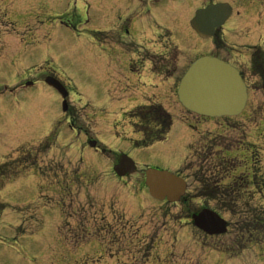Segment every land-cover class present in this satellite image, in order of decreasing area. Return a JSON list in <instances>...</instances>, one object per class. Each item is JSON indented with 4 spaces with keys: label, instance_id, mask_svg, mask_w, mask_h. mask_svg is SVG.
Masks as SVG:
<instances>
[{
    "label": "rangeland",
    "instance_id": "374dc122",
    "mask_svg": "<svg viewBox=\"0 0 264 264\" xmlns=\"http://www.w3.org/2000/svg\"><path fill=\"white\" fill-rule=\"evenodd\" d=\"M238 1L245 5L248 0ZM10 2L9 8L13 6L19 9L18 2L21 12L45 14L54 18L52 14L56 13V8L62 7L64 11L68 7L75 9L80 1ZM95 2L83 0L84 18L76 28L78 37L68 35L62 37V41L57 35L50 39L53 44L46 46H50L54 52H49V58L45 57L47 48L41 46L45 41H33L37 46L35 50L41 56L30 61L28 68L31 75L37 74L36 78L48 70L59 75L62 84L71 91L66 99V106L75 112V124L64 123L58 95L40 81L33 88L20 92L17 90L7 94L4 91L6 82L11 83L22 77L21 68L8 70L0 75V165L6 161L18 163L15 167L17 170H12L9 163L8 168H0V175L8 169V175L13 172L16 175L9 176L10 181L7 180V175L1 176H7L6 180L0 177V264H208L206 259L212 260L210 264H264V246L247 248L231 256L228 253L227 256L214 254L215 251L207 247L213 245V249L227 251V248L234 246L231 241L237 234L231 233L232 237L205 238L192 226L178 222L182 217L189 216L204 206V200L195 197L199 185L194 181L197 173L204 169L203 166H206L204 170H212L220 162L229 167L232 173L227 176L226 184L238 177L247 176L253 166H259L264 171V94H250L245 112L237 118L226 120L203 121L189 115L181 119L183 113L179 107H171L174 105L172 101L162 104L169 111L175 110L172 119L179 128L177 133L181 132L178 137L184 140L178 144L181 152L189 141V152L186 153L182 166L189 170L191 179L188 183L187 199L191 202L186 207L187 211H183L178 205L166 209L160 203L154 204L146 190L142 194H135L134 187L137 188L136 182L138 178H142V171H136L137 175L120 183L118 178L108 172L113 160L111 154L108 155L107 151L105 155L93 154L88 146L83 150L80 145L86 140H100L98 148L111 152H115L116 147L122 150L123 144L128 145L136 136L130 134L126 124L124 129L127 134L124 130H112L114 128L111 126L123 117L133 120L129 114L122 115L123 111L142 103L141 99L144 100L145 96H157L172 85V88H176L178 80L170 81L167 86H161V91L155 90L153 93L149 92L152 90H146L145 87L150 86L145 85L146 80L138 83L137 89L141 91V96L138 97L135 93L138 98L136 102L124 101L130 95L133 97V93L128 92L130 95L127 96L124 90H116L113 97L116 100L119 98L118 104H124L117 106L115 113L108 114L110 123L104 124L103 119L92 121V118L101 114L92 116L93 111L96 112L100 107L98 105L109 109L107 96H111V93L107 94L106 88L111 86L112 80L108 69H112L109 63L117 56L109 47L92 45L95 35L90 38L91 31L99 35L96 38L98 40L104 36L100 28L88 23L91 14H95L96 7L103 10ZM181 7L186 11L183 21H176V7L172 11V20L171 17L165 20V16L159 11L149 15L152 20L168 22L163 24L166 27L157 32L158 36L162 34L166 40L151 34L144 35V40L151 42L146 46L152 55H143L145 66L143 65L142 73H146L145 69L148 71L149 60L157 63L160 56L168 54L172 48L180 47L176 42L180 36L189 45L199 41L188 26V20L196 12L197 4L192 6L183 3ZM257 17L256 22L259 25L255 34L264 32V16L261 18L257 14ZM47 21L45 24L51 22L49 19ZM35 24L38 23H27ZM105 28L103 33L106 34ZM33 29L34 36L43 35L41 29ZM59 30L68 33L64 29ZM244 38L242 36L237 40L245 42ZM13 40L16 42V37ZM164 40L168 43L166 48ZM181 74V71H177L176 78ZM120 86L126 88L125 84ZM120 86L115 85L119 88ZM173 97L176 102L174 94ZM118 113L122 115L121 118ZM197 121L203 122L200 124ZM52 127L60 128V135L57 134L48 142L49 151L41 149L40 156H36L38 142L45 140ZM125 137L126 140L130 139L129 142L125 141ZM31 151L36 159L32 165L30 156L26 155ZM149 154L151 151L138 152L132 157L137 160L144 158L143 163L150 165L149 169H161L160 164L149 158ZM222 156H226L228 161L223 162ZM238 202L241 205L243 203ZM207 206L212 208L213 204ZM221 216L231 222L229 215ZM211 255L216 257L211 258Z\"/></svg>",
    "mask_w": 264,
    "mask_h": 264
},
{
    "label": "flooded vegetation",
    "instance_id": "af4514ba",
    "mask_svg": "<svg viewBox=\"0 0 264 264\" xmlns=\"http://www.w3.org/2000/svg\"><path fill=\"white\" fill-rule=\"evenodd\" d=\"M10 1L0 0V75L6 73L5 71L21 68L20 72L22 73V77L11 83L6 82L4 91H7V94L15 93L17 90L18 92L23 91L26 84L25 81L29 80L30 77L35 79L33 84L39 81L44 83L43 81L47 77L61 80L60 77H58L59 75L53 70L42 72L39 78H36L37 74H33V76L28 72L29 69L27 68L29 67L30 61L41 56V54L37 53V50H35L37 46L33 44V41H45L41 46L47 48L45 57L49 58V52H54L50 46H46V44H53L50 39L57 35L62 41V37L65 38L68 35H73L75 38L78 37L76 28L84 18L83 14L85 8L83 0H79V6L75 9L68 7L66 11H64L62 7L61 9L56 8V13L52 14L53 17L55 16L54 18L48 17L45 14L39 15L36 13L30 14L25 11L21 12L22 8H20L18 2L17 6L19 9L13 6L9 8L8 6L11 4ZM95 1V4L97 6H102L103 10L96 7L94 9L95 14H91L88 23L90 26L97 29L100 28V32H102L104 36H101V39L98 40L96 38L99 35L94 32L91 33V31L89 34L90 38L95 35L92 45L98 44L99 46L109 47L117 56L113 60L114 63H109L112 69H108L111 76L110 79L112 80L111 86H109L111 88H106L107 94L111 93V96H107L109 109L103 106L97 108L96 112L93 111L92 116L97 113L101 114L92 118V121L103 119L104 124L110 123L107 118L108 114L115 113V108L124 104V102H122L121 105L118 104L120 103L119 98L116 100V98L113 97V93L116 92V90L122 89L125 91L126 95L129 94L128 92H130V94L133 93V97L129 94L130 96L126 98L127 95L124 101L136 102L138 98L135 93H137L138 97L141 96V91L137 89L138 83L146 80L147 83L145 85H150L145 87L146 90H152L149 91L152 93L155 92V90L161 91V86H167L170 81L175 79L179 80L181 76L179 78L175 76L177 71H181V75H183L194 60L206 55L216 57L233 66L246 84L249 97L253 92L264 93V32L255 34L257 32V25H259V22H256L258 19L257 14L261 16V18L264 16V0H248L245 5L240 4L238 0ZM183 3L191 4L192 6L197 4L196 10L203 9L211 4H227L231 8V14L226 18H223L222 13L219 14L218 20L221 22L220 26L215 29L213 36L209 39L199 38V36L192 31L199 41L189 45L188 42L184 43V37L180 36V38H177L179 41H176L180 47L176 49L172 48L168 54L160 56V59L158 58L160 61L157 63L149 60L148 71L144 68L146 73H142V69L145 66L143 55L146 56L148 53L152 55V52H149V48L146 46L151 44V42L149 40H144V35L151 34L153 37L155 36L159 39L163 38L164 36L157 35V31L166 27L163 24L168 23L165 20L169 19V17H171L172 20V11L174 7L178 8L177 14L174 16L177 22L183 21L186 18V11L181 7ZM155 11H159L164 15L165 20L156 21L155 19H150L149 15ZM48 19L51 20V22L53 21V24H51V22L45 24L48 22ZM30 22L38 24L27 25V23ZM189 22L190 20H188V26L190 28ZM175 25L176 23L174 26ZM33 27L41 29L43 35L41 37L34 36ZM60 28L68 33H64L63 30L60 31ZM103 28H105L106 34L103 33ZM154 32H156V35ZM242 36H245L244 39L247 43L237 40L238 38L241 39ZM14 37L17 39L16 42L13 40ZM164 39L166 38L164 37ZM163 43L166 48L168 43L165 42V40ZM242 43L245 45H241ZM142 50H144L145 53H143ZM167 55L171 56L166 57ZM120 57L122 58L117 60ZM161 80L163 81L161 82ZM116 84L119 86L120 84H125L126 88L121 86L120 88L115 87ZM12 86L15 88L11 89ZM17 86L19 87L17 88ZM172 87L162 90L157 96L154 94L147 97L144 94L145 98L144 100L141 99L142 103L139 102L137 105L130 106V110L126 112L123 111L122 115L129 114L134 120H118L116 124L111 126V128H114L112 130L120 129L121 132L124 130L127 134L128 132L124 129V125L126 124L131 131L130 134L136 135L135 139L131 140V142L133 141L131 145L123 144L124 148L122 150L116 147L115 152L107 151L108 155L111 154V156H113V160L111 161L112 167L117 164L121 155L132 157L138 152L151 151V154L148 155L149 158L160 164L159 166L161 169L174 171L175 175L184 177L187 182L191 179L188 175L189 170L182 166L183 160L186 157L185 155L189 152V141L188 144L183 146V151L181 152L178 148V144L182 143L184 140L178 137L181 132L179 131L177 133L179 128L175 125L172 114L175 112V107H179L183 113L181 119L186 115H191L175 102L173 94L175 96L176 88ZM146 101L149 102L145 104L144 102ZM169 101H172L174 104L173 106L169 105L174 108V111H169L167 109L168 107L164 108L162 105L164 103L167 104ZM246 108L247 105L245 109ZM75 116V112L68 107L66 111L63 112L61 119L64 123L72 125L75 124ZM196 117L195 119L199 118L197 120L202 119V117ZM202 120L205 121V118ZM203 121L197 122L201 124ZM89 141L90 140H86V143ZM95 141L97 144H100L99 140ZM92 152L94 154L103 155L106 153L103 148H98V145L92 149ZM35 155L38 157L40 156L39 152L38 154L35 153ZM21 156L25 157V154ZM143 159L144 158L141 160L134 159L135 162L140 163L139 167H141V170L150 167V165L143 163ZM24 160L23 158V161ZM29 161L31 164V161H34V157ZM16 165H18V163L11 162L12 168L14 166L16 167ZM133 174L135 175L136 172ZM136 183L138 190L144 188L142 179L138 178ZM134 188L137 189L136 186ZM189 202L190 201L184 197L180 203L187 206Z\"/></svg>",
    "mask_w": 264,
    "mask_h": 264
},
{
    "label": "water",
    "instance_id": "95a60500",
    "mask_svg": "<svg viewBox=\"0 0 264 264\" xmlns=\"http://www.w3.org/2000/svg\"><path fill=\"white\" fill-rule=\"evenodd\" d=\"M220 13L226 16L230 13V8L227 5H210L196 12L191 26L200 36L209 37L215 27H218ZM46 82L63 98L66 96L59 83L51 79ZM177 95L185 109L208 117L240 114L247 97L239 73L230 65L210 57H202L190 66L178 85ZM120 164L121 170L119 166L114 168L118 176L133 171V162L128 158H122ZM145 184L153 198H166L168 202L178 201L185 190V183L181 179L165 171L147 170ZM192 220L198 229L209 235L226 231V223L210 210H202L193 215Z\"/></svg>",
    "mask_w": 264,
    "mask_h": 264
},
{
    "label": "trees",
    "instance_id": "16d2710c",
    "mask_svg": "<svg viewBox=\"0 0 264 264\" xmlns=\"http://www.w3.org/2000/svg\"><path fill=\"white\" fill-rule=\"evenodd\" d=\"M256 174L254 172L252 178L245 180L242 185L235 183L228 187L202 181L209 185L204 186L201 196L216 203L219 212L229 214L234 219L232 228L235 231L247 238L251 235L252 242L260 243L264 238V174ZM238 201L244 203L241 205Z\"/></svg>",
    "mask_w": 264,
    "mask_h": 264
}]
</instances>
